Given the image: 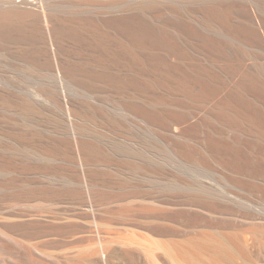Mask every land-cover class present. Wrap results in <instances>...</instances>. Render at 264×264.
<instances>
[{
	"label": "bare ground",
	"instance_id": "obj_1",
	"mask_svg": "<svg viewBox=\"0 0 264 264\" xmlns=\"http://www.w3.org/2000/svg\"><path fill=\"white\" fill-rule=\"evenodd\" d=\"M0 234L264 264V0H0Z\"/></svg>",
	"mask_w": 264,
	"mask_h": 264
},
{
	"label": "rangeland",
	"instance_id": "obj_2",
	"mask_svg": "<svg viewBox=\"0 0 264 264\" xmlns=\"http://www.w3.org/2000/svg\"><path fill=\"white\" fill-rule=\"evenodd\" d=\"M0 264H71L43 258L24 242L0 234Z\"/></svg>",
	"mask_w": 264,
	"mask_h": 264
}]
</instances>
